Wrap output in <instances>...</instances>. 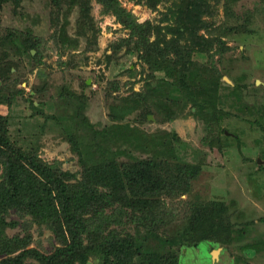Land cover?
<instances>
[{"label":"rangeland","instance_id":"obj_1","mask_svg":"<svg viewBox=\"0 0 264 264\" xmlns=\"http://www.w3.org/2000/svg\"><path fill=\"white\" fill-rule=\"evenodd\" d=\"M86 2L92 8V34H78L76 3L65 40L52 20L50 0H24L1 11L0 37L7 30L31 31L39 41L32 58L8 55L0 44V69L6 62L13 64L12 74L0 80V115L7 118L9 138L0 146L4 236L9 241L29 236L26 250L47 256L64 248L59 220L42 223L35 218L37 224L19 207L26 200L7 194L11 188L3 185V170L12 166V146L36 149L41 161L59 169L64 176L60 182L98 205L94 227H87L85 234L78 229L75 240L69 237L74 241L72 255L58 257L57 264H72V258L79 264L77 255L112 232L132 236L140 257L137 237H146L152 247L159 244L152 237L164 243L177 229L183 236L187 222L211 208L219 213L225 232L196 246L165 242L158 256L173 252L177 261L161 264H264V0H236L232 11L237 18L230 21L222 5L216 7L212 24L199 31L205 39L195 41L194 47H186L176 33L179 18L188 12L183 8L196 6L193 0H118L133 18L128 28L117 17L102 15L95 0ZM190 9L199 14L197 7ZM230 24L235 30L225 34ZM136 41L141 45L138 56L132 50ZM169 85L176 90L173 95ZM84 129L87 137L94 134L86 142ZM71 134L81 141L76 152L66 140ZM129 168L132 191H142L140 196L144 191L143 199L159 202L146 206L167 211L165 226L149 224L151 220L136 226L135 207L118 214L114 209L119 204L110 200L108 207L103 205H108L107 181ZM101 207L104 215L112 216L111 224L100 219ZM11 243L17 246V241ZM32 258L26 257V263H40ZM86 264L104 263L91 256Z\"/></svg>","mask_w":264,"mask_h":264},{"label":"trees","instance_id":"obj_2","mask_svg":"<svg viewBox=\"0 0 264 264\" xmlns=\"http://www.w3.org/2000/svg\"><path fill=\"white\" fill-rule=\"evenodd\" d=\"M95 1L101 6L100 13L102 15H113L117 17L119 21L127 28L130 26V24L133 23L132 16L126 14L118 6V0ZM23 2L24 0H0V16L1 11L3 10L5 5L10 4L11 6L17 8L21 6ZM188 2L186 3L188 4ZM235 2L236 0H197V2L196 0H193V3L196 6L189 5V8L197 7L199 14L194 15L193 10H189V8H187L188 6H185L183 9L188 10V12H186V16L184 15L178 20L181 26L179 27V25L177 24V36L184 41L186 47H194L193 43L195 41H201L205 39L202 35H199V31H201L202 29L206 30L212 24L211 21L213 20L216 7L222 5L225 15H227V18H230L229 21L233 20V18L236 17L235 12L232 11V4H234ZM50 3H53L52 6L54 8L52 20L57 25L56 29H58V33L62 32V35L59 33L61 39L63 38L62 40L66 39H64L65 26L68 23V16L72 13L71 11L73 7H75L76 3L77 16L75 23L78 34L83 37H87L88 35L92 34L94 29V20L91 16L92 8L91 5L86 2V0H50ZM213 8L215 10H212ZM61 14L64 15V25L59 27V17ZM231 29L235 30V28H233V26H231L230 24V27L224 30L225 34L229 30L232 31ZM1 38L2 36L0 37V39ZM187 41H190V43ZM0 44L6 47L5 49L8 55L23 54L27 55V57L29 58H32L30 52L32 50L37 51L39 48V41L32 35L31 31L22 32L17 30H7L4 37L0 40ZM134 44L137 45L136 48L132 50L133 53L138 56L139 52L141 51L140 41H136L133 43V45ZM197 46L200 45L198 44ZM204 46L200 47L203 48ZM196 54L198 57H202V54L200 52H196ZM12 68L13 64L9 62L4 63V65H2L0 69V80L7 79V76L12 74ZM226 88L230 87L227 86ZM231 89L234 90V88ZM201 90L205 93L206 87L202 88ZM168 91L170 95H173L176 92V90L172 89V86L170 85ZM260 108L263 110L264 105H262ZM221 115L222 113L220 112V116ZM82 126L83 121L81 120L80 127ZM7 127V118L0 115V146L6 145V142L9 139L7 135ZM87 132L89 131H86L84 129V137L80 136V138L83 137V140L85 142L92 138L94 135L90 134V137H87ZM66 140L71 144V150L73 152H76V150L80 148L79 144L81 143V141L79 142L78 138L74 137L72 134L68 136ZM10 150L11 157L9 158V160L11 163L9 162V164H11L12 166L8 167L7 162V168L5 169L4 167L5 170H3V185L4 187H6V182L8 183L7 188H11V190L7 191V194L12 195L13 193L12 197L18 198L19 200H26L24 202H21V205H19V207L25 215H31L34 218L33 221H35L37 224L39 222L35 218L42 221V223H45L49 220H59L58 222L60 223V225L58 226V228L60 230H58V233L60 235V238L62 240L61 243L64 248L56 252V254L55 252H53L48 256L38 253L33 249L26 250L27 246L25 242L29 243V236H26L25 238L15 237L13 241H17L16 246L14 243H11L13 242L12 240L9 241L4 236L2 231V224H4L5 222L0 216V257L3 256L2 258H0V264H27L25 261L26 257L31 258L32 256L33 260L40 262L39 264H57L55 263V260L58 259V257H62L65 254L68 257L72 255V251L74 249V241L69 242V237L71 238V240H75L77 237H79L78 229H84L82 231L83 234H85L86 230H88L87 227H94V220L96 217L95 207L98 205L93 202H85V195L79 194V192L73 187L60 182V180L64 178V176L60 175L59 169H57L53 165L47 166L46 162L41 161L36 149H30V151L27 152L24 149H14L12 146H10ZM139 167L140 164L134 166L132 169H138ZM122 171L113 173L112 178L107 181L108 191L107 194H104V196H107L108 200L106 201L108 202V205H103L108 207L110 204V200L114 203L119 204V207L114 209L116 211L115 213L118 212V214H122L123 212L121 211L124 210V208L135 207V211L132 215V221L134 224H136V226H143L144 223H142L141 221L146 222L147 220L152 221L149 222V224H154V222H157L158 227L165 226L167 220L169 219L165 208L161 206L160 210H157V208L153 209L146 206L149 205V202L155 200L149 198L143 199L144 191L141 196L140 193L142 191L140 193H134L132 191V171L130 170V168L126 171ZM101 173L104 174L103 178L107 176L106 171ZM173 180L175 181L177 179L171 178V180L169 181L172 182ZM3 185L1 184L2 188ZM154 192V189H150L148 193L154 194ZM94 193L97 194L96 192ZM117 194H122V198L116 197L118 196ZM110 195L114 196V198H110ZM140 198L144 201H141ZM155 202L159 203L158 201ZM216 208L218 207L216 206ZM218 216L219 213L213 212V208H211L209 211L207 209H204L200 212V214L197 212L194 218H191L190 221L187 222V226L183 223L181 224L182 226L185 225L184 227L186 228L183 236L182 232L177 229L168 241H164L170 245L180 243L182 246H196L201 242H206L217 238L218 234L225 232L226 230V227L221 226L222 219L218 218ZM102 217V222L106 225L111 224L113 221L111 215H104V209L101 207L100 219ZM188 223L190 224L188 225ZM228 231H230L229 227ZM232 231L233 229L231 228V233ZM239 237L240 236H238L237 238ZM152 238L154 240H157L159 244L153 245L151 247L146 244V237L139 236L136 238L140 241V257H138L136 255L137 252L133 250V242H135V239L132 236L120 237L117 233L112 232L109 233V235L104 238V240H97L95 248L91 249L88 247V251L85 250L84 254L77 255L76 261L79 264H86L88 258L91 256H94L96 258L99 257L103 260L104 264L108 263L111 259L114 263L111 262L110 264H142L143 261L148 264H161V262L166 260H169L170 262L177 261V255H174L173 252H170L168 255L163 254L158 256L160 254L159 249L162 250V253L164 252L163 248L165 246V242L163 243L162 239H160L159 237ZM11 245H15V247L11 248ZM16 251L18 252L15 254ZM74 260L75 259L72 258L69 261H72L73 264Z\"/></svg>","mask_w":264,"mask_h":264},{"label":"water","instance_id":"obj_3","mask_svg":"<svg viewBox=\"0 0 264 264\" xmlns=\"http://www.w3.org/2000/svg\"><path fill=\"white\" fill-rule=\"evenodd\" d=\"M215 253H216V251H215ZM215 254H213V256H214Z\"/></svg>","mask_w":264,"mask_h":264}]
</instances>
